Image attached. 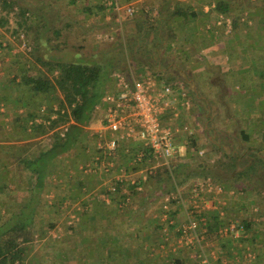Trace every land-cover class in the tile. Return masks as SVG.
Listing matches in <instances>:
<instances>
[{
    "label": "crops",
    "instance_id": "1",
    "mask_svg": "<svg viewBox=\"0 0 264 264\" xmlns=\"http://www.w3.org/2000/svg\"><path fill=\"white\" fill-rule=\"evenodd\" d=\"M77 1L82 4L81 0ZM90 1L93 4L92 0ZM90 1L85 3L89 4ZM163 1L165 0H129L128 2L125 0L123 5L133 3L137 11L141 2H146V9L160 5L159 7L165 16L167 8L166 5L161 4ZM181 1L193 4L196 11H201L202 14L198 22L191 26V34L188 33L192 44L181 46L178 43L175 48L185 57L191 56L193 62L201 64L207 77V85L202 87L201 79L194 76L192 66V74L189 73L187 76L184 75L182 70L186 66L178 65L175 62H172L173 64L168 67L169 69H164L163 73L178 70L183 75L179 82L172 83L179 86L175 94L180 96V93L185 92L188 87L192 88L191 100L198 102L199 105H194L193 101L190 100V105L192 103L190 108L187 110L184 108L187 115L198 120L202 109H207L209 113L212 112L213 109L209 108V104L212 105L213 101L211 99L207 101L206 98L209 95H201L202 89L212 87L210 90L211 95L220 91L219 96H223L227 92L228 96L234 95L237 98L238 101H235L236 107L231 105L230 102V105L233 106L230 108L231 119L244 118L247 123V130H259L264 125V0H252L253 4L248 6L245 12V17L248 15L250 17L248 27L242 28L234 37L226 36L224 38L219 36L217 32L212 33L211 36V30L214 28L219 29L218 26L221 25L219 24L220 19L212 18L214 14L211 13V9L214 4L211 5V0ZM74 2L75 0H70V5H74ZM107 2L108 0H99L98 6L105 8L99 19L87 18L84 21L86 27L80 26L83 38L93 37L109 24L108 20L112 17L107 16L111 14L110 12L114 13L115 11L113 6L106 4ZM97 7L96 9H98ZM86 8L91 7L87 5ZM86 12L91 15L87 10ZM119 20L121 21L120 18H117V20L112 21L113 23L111 22L112 24L108 28L115 29L117 32V26L123 25V23H119ZM211 21H213L212 29ZM71 23H66L62 31L66 27H71ZM43 34L44 32L41 33L39 29L37 33L32 34L34 57L38 61L63 62L60 60L63 59L61 56L69 53L72 47L65 48L62 46V51H56L57 48H53L50 36L45 38ZM9 41V44L0 41L2 45V47L0 46V217H10L9 222H16L23 216L22 212L28 210L29 201L33 197V187L36 180L32 176L34 175L33 172L29 170L30 167H35L31 165V162L33 163L42 150L50 146L51 135L54 133L37 134V132L31 130L32 120L29 115H37L44 106L48 108L47 113L52 112V109L55 111L59 106L55 107L53 102L58 100L53 99L51 102L43 103V106L40 107L39 97H31L13 84L14 71H17L19 63L23 62V53L16 48L11 39ZM81 55L83 53L79 51L75 56L80 58ZM171 56L173 57V55ZM34 62L32 64L36 70L34 73L36 75L44 73L45 67L43 64ZM109 80L110 78H106L105 84ZM17 81L19 80L17 79ZM185 93L188 94L187 91ZM241 98L244 99L241 100ZM52 103L54 105H51ZM192 110L193 113H191ZM182 111L183 109L179 113L178 120L182 117ZM209 113L205 119L210 117L208 122L211 123L213 117L209 116ZM26 120H28L27 129H25ZM173 124V126L176 125V123ZM91 126L86 128L87 138L80 146L79 151L75 150V153L69 152L59 155L55 161L53 160V162L57 161L58 171L62 170L63 173L59 175L57 169H52L47 173L44 178V190L41 194V209L37 205L35 213L31 209L28 210V214L30 213L32 216L35 214L34 223L32 224L33 236L40 235L41 232L47 229L44 227L45 224L39 225L38 217L41 215L42 207L45 208L47 214L55 212L57 215H61L63 223H66L71 216H77V223L68 227L71 232L73 231L79 235L74 239L69 235V238L64 241V248L61 247L64 249L62 251L63 255L59 254L58 256L57 253H54L56 256L50 258L44 255L40 256L39 252L42 247L38 245L33 237L34 244L29 247L28 252L34 254L36 251L37 254L31 255L29 253L30 255L22 264H171L174 259L185 261L186 264H206L203 258L204 253L199 249V246L196 245L190 248L179 245V234L176 232L186 222L187 194H189L192 185L198 179L183 184L185 190L181 186L179 187L183 192L181 194L182 198L181 201L177 200L172 205L171 216L174 224L169 229L170 232L167 237L163 231L164 227L160 221V214L164 201L163 195L168 191L166 186L160 185L156 178L153 177L147 183L142 184L143 190H137L131 185L129 177L125 176L124 180L126 182L117 186L116 192H109L110 184H112L114 178L109 179L107 175L99 170L93 172L92 175L82 173V168L87 165L95 167V164H98L97 157L100 156L97 149V139L94 136L97 123L94 127ZM174 128L178 131L179 150L174 169L183 167V174L178 176V180L183 182L186 176L187 178L191 176L195 178L198 175L184 174V166H189V162L192 163L190 157L198 154V147L194 148L186 127ZM261 135L264 139L263 129ZM50 160L52 161V159ZM50 160L47 159L48 164L53 166L54 163ZM60 166H63V169L60 170ZM116 166L113 171L114 175H117L120 169L119 164ZM122 166L128 174V167L124 165V162L121 163ZM72 167H76V177H73ZM185 169L187 170V168ZM225 189L228 194L226 193L223 199L226 209L224 221H238L240 212L242 215H246L242 212L244 211V204L242 205L239 196H235L236 193L232 190V187L227 186ZM49 198H53L52 202L48 200ZM125 199L129 201L124 203ZM31 205L33 207V204ZM246 205L247 211H250V207L253 208V206ZM218 215L214 209L209 212L207 217L208 230L215 228L213 219ZM255 215L258 214L255 213ZM246 219L253 222L248 217ZM3 222H0V224ZM10 226L14 227L12 223ZM55 226L53 225L51 228ZM216 231L217 229L214 232ZM41 235L44 236L43 233ZM47 238H51L50 233ZM257 242L254 243L252 239V231L247 234V238L242 243L233 238L221 239L218 232L210 235L209 238L207 233L203 249L209 264H264V247L258 248ZM241 244L242 247L239 248L238 246H241ZM235 246L238 247L237 250L234 248ZM255 247L259 249L260 254H256L255 259L250 262H243L239 255L245 253L246 248H250L255 253V251L257 252Z\"/></svg>",
    "mask_w": 264,
    "mask_h": 264
},
{
    "label": "trees",
    "instance_id": "2",
    "mask_svg": "<svg viewBox=\"0 0 264 264\" xmlns=\"http://www.w3.org/2000/svg\"><path fill=\"white\" fill-rule=\"evenodd\" d=\"M128 1L126 0V2ZM211 2H215L211 3V5L214 4L211 13L216 16V19H220L221 17L232 18V27L235 34L242 30V24L248 26L250 17L249 15L246 17L244 15L246 12L244 7L247 1L213 0ZM161 4L166 5L165 16L159 7L160 5L151 7L150 9H139L137 14L134 15L135 17L133 16L134 18L130 19V22L133 24V34L128 36L126 42L119 40L115 49L119 57L129 52L133 60L137 62L134 67L142 68L144 73H149L151 77L161 83L172 84L171 81L174 78V82L180 81V78L176 75L175 77L173 76V72L179 76L182 74L178 70H173L169 71L170 75L164 78V69H169L168 67L174 63L173 61V63L170 62L173 59H171L169 51L178 43L181 46L192 44L188 33H190L191 26L198 22L202 13L201 11H196L193 4L183 3L181 0H165ZM235 4H238V6L235 7ZM252 4L251 2L249 6ZM97 8L100 12L105 9L102 6H98ZM30 9L28 5H18L17 0H0V27L7 28L10 18H13L17 26L13 29L12 33L17 39L20 38L23 31L29 33L32 29L29 17ZM87 11L91 13L92 8H87ZM55 33L56 38L54 37V40L59 39L60 36L57 35L59 31H55ZM29 45L32 51L28 55L29 58L23 54V62L19 64V69L14 71L15 79L12 81L13 84L31 97H39L40 107L43 106V103L51 102L53 99L62 100L59 110L56 112L52 109V112L44 115L39 112V115H29L32 120L31 130L37 132V134L54 132L51 135L50 146L42 150L33 163L31 162V165L35 167L29 168L33 172L34 175L32 176L36 181L28 210L31 209L35 213L36 206H40V209L42 206L41 194L44 190V178L48 172L58 167L57 161L53 162V160L55 161L59 155L69 152L75 153V150L79 151L80 146L87 138L86 128L92 122L99 120L100 115L97 111V106L101 104L107 91L105 89L107 73L103 72V67L87 63L38 61L34 57L35 50L33 44L29 43ZM0 46L2 47L1 44ZM58 46L56 45L55 48ZM33 58L34 61L36 60V63L43 64L45 67L44 73L39 75L34 73ZM124 69L127 70L128 67L125 66L122 70L125 71ZM55 72H58L57 77L51 78L48 75H53ZM55 113H57L58 118L51 123V116ZM36 118L43 119V122L40 124L35 123ZM46 121H50V125H45L44 122ZM27 122L28 120H26L25 129H27ZM63 125H69V130L64 137L61 135V130L59 131V128ZM242 137L249 145L251 142L250 137L245 132H243ZM196 143V140L193 139L192 144L195 148L198 147ZM216 150L221 152L218 147H216ZM249 150L253 151L248 155L245 165H240V155L227 156L226 153L223 155L227 162L229 158L234 161L232 165L228 163L229 167H232V169L239 168H237L238 171L235 173L237 180L243 179L248 181L254 176H261L262 180L259 182V185L261 188H264V173L262 175L261 171H259L260 166L264 169V155L258 149L250 147ZM47 159H52L50 162L54 163L53 166L48 164L49 161ZM220 164H223L222 166L228 165L223 161ZM182 168H173L172 172L165 168H160L153 177L154 179L156 178L160 185H172V188L175 190L176 187L185 184L184 181L180 182L178 180V176L183 174ZM214 181L217 183V180ZM175 203L173 202L172 204ZM31 204H33V207ZM25 212L14 227L10 226L8 220L0 225V264H22L28 255L27 244L33 240L32 224L34 223L35 214L32 216L30 213ZM214 218L215 228L208 230L209 238L210 235L217 234L218 230L226 223L224 221L225 218L222 219L219 215ZM238 221L244 224L247 234L252 231L254 222L247 219H238ZM216 229L217 231L214 232ZM171 264L186 263L180 259H174Z\"/></svg>",
    "mask_w": 264,
    "mask_h": 264
},
{
    "label": "rangeland",
    "instance_id": "3",
    "mask_svg": "<svg viewBox=\"0 0 264 264\" xmlns=\"http://www.w3.org/2000/svg\"><path fill=\"white\" fill-rule=\"evenodd\" d=\"M17 1H18V5L20 6L28 5L31 8L29 17L31 19L32 29L29 33L25 31L21 33V34L26 35L25 38L28 40V44L32 43V40H31L32 34L37 33L39 29L41 33L44 32L43 35H45V38L50 36V38L52 39L51 44L53 45L54 49H56L55 48L56 45H59L56 51H62V48H61L62 46H64L65 48L72 47L71 51L65 55H62L61 57H63V59H60V60L63 61L64 63L78 62V63H87L91 65H98V66L103 67V72L105 74L107 73L106 78H110L109 82L105 84V89H107V91L112 85L111 76L115 71L122 70L125 66L128 67L129 64L133 65L132 67H134L137 64V62L133 60L129 52L123 55L122 57H119L115 49L116 42H118L119 40L121 41L123 40L126 42L127 41L126 39H128V36L133 34V24L130 22V19H132V17H129V15L126 13V9L123 8L121 10L120 16L116 12L114 13L110 12L111 14L108 15L107 17H112V18L108 20L109 24L105 26V28H102V30L99 33L95 34L93 37L88 36L86 38H83V36H81L80 28L86 27L84 21L87 18L88 19H91V18L99 19L100 18L99 16L101 15L102 11L100 12L98 9H96V7L99 5V0H95V1L92 0L93 4L91 3L90 0H81L82 4L81 2H78L77 0H75L74 5H70V0H17ZM87 1H90L89 4L85 3ZM141 1H145V0H141ZM241 1H247L244 7L245 11H247L248 6L249 4H251L252 0H241ZM124 2L125 0L122 1V3ZM145 3L146 2H141L138 10L141 8H145V5H147ZM211 3H215V2H211ZM86 4L92 8V12L90 13L91 15H89L86 12L87 10ZM234 6L237 7L238 4H235ZM214 17L216 16H213L212 18ZM117 18L121 19V21L119 20V23H123V25L120 24L119 27L117 26V29L119 32L118 31L116 32L115 29L111 30L110 28H108L110 27V24L113 23L112 21L117 20ZM224 18L232 20V18L230 17L229 18L224 17ZM69 22H72L71 27H66V29L62 31L64 29L65 24ZM212 23L213 21H211V29H212ZM16 24H17L16 21L13 18H10V22L7 28L0 27V39H2L0 41H2L3 43L9 44L10 43L9 40L11 39V41L15 43L16 48L21 53H23L25 57L29 58L28 56L29 53L26 50L27 48H24L22 45L23 42L21 43L19 39L14 38L16 36H14V34L12 33L13 29L17 26ZM241 27L244 28L248 26L246 24H242ZM218 28L219 29L214 28L213 30H211V36H212V33L214 34L215 32H217L218 35L221 36L222 38L226 36L228 37L235 36L233 27L231 31L229 32L226 22H223L220 26H218ZM55 31H59V34L57 35L60 36L59 39H56V40H54V37L56 38ZM107 35L108 37H106ZM2 37H6V38L3 39ZM79 51L83 53V55H81L80 58H77V56L75 55H77ZM169 54L173 55V57L170 56L171 59H173V60H170V62L173 61L175 63H178V65L181 64V66H186V68L182 69L184 72V75L187 76L189 75V73L192 74V70H193L194 76L201 79L200 80L201 86L206 87L207 85L206 84L207 83L206 72L203 71L201 64L193 62V59L191 56L185 57L183 54L177 51L175 47L171 51H169ZM191 66H192V70H191ZM134 68H136L135 71L140 74L144 72L142 71V68H138V67H134ZM35 71L36 70H34V72ZM168 75L170 74L167 72L163 74L164 78ZM49 76L51 77V75ZM173 76L175 77L174 74ZM174 80H172L171 82L174 83ZM211 88L212 87L202 89L201 95L203 94H205L206 96L209 95L206 98L207 101L209 99L213 101L211 103L212 105L209 104V108L213 109L211 110L212 112L209 113L207 109H202V112L200 113V117L198 118V120H195L193 118H190L189 115H187L186 110L182 108L183 109L182 115H181L182 117H180L179 120L174 121V122L171 120L166 121L168 122L169 125L176 123L174 127H179V126L186 127L188 130L187 132L192 131L194 136L191 139L196 140L197 142L196 144L198 145L199 152L200 151L204 152L203 156H200L199 154H196L195 156L191 155L190 158L192 160L191 159L190 160L192 161V163L189 162V166H184L185 168H187V170L184 168L185 170L184 174L186 175L192 174L194 176L195 174H198L196 175L197 177L195 176V178H193L192 176L191 177L188 176L190 178H187V176L186 177L184 176L185 179L183 177L182 178L187 184L199 178L211 177L213 180H217V183L222 186L232 187L233 188L232 190L235 191L236 193L235 196H239V198L242 201V205L244 204L243 206L244 211L242 212L245 213L246 215H242V213L239 211L240 212L239 219H243V218L246 219V217H248L249 219H252V221L254 222V226L252 229V239L254 240V243L258 241L257 242L258 248H260L261 246L264 247V188H261L259 185V182H261L262 178L261 176H254L253 178H251V180H248V181L243 180V179L237 180L235 173H237L238 167L234 169H232V167H229V164L232 165L234 161L229 158L228 160L230 162L229 161L227 162L223 155L224 153H226L227 156H232L234 154L240 155L241 157L239 161L240 165L246 164V160H248L247 159L248 155L250 154L251 151H253V150H249L250 147H252L253 149H258V151H260L261 154L263 153L264 155V140L262 139V135H261L262 129L264 131V125L262 128H260L261 132L259 133L260 129L259 130L257 129L247 130V123L244 121V118L239 119L237 117V118L231 119L232 113L230 112L231 111L230 108H232L233 106L236 107L235 101H238L237 98H235L234 95L228 96L227 92H225V95L219 96L220 91H218L217 93L214 92V95H211V91H210ZM186 91L188 92V97L190 98L189 100H191L192 94H193L192 88L188 87L187 90H185V92ZM59 98L61 97L59 96ZM242 99L244 98H241V100ZM61 101L62 100L59 99L58 101L53 102L55 104V107L60 106ZM191 101H193L194 105H199V103L194 101L193 99ZM230 102H231V105L233 106L230 105ZM44 108H46L45 113H47L48 111L47 106H44ZM41 113H42V110L40 111V114ZM191 113H193V110L191 111ZM208 113H209V116L213 117V120L211 119V123L208 122L210 117L208 119H205ZM95 124L96 122H92V126L91 125L90 126L94 127ZM207 126L211 127V129L208 130ZM243 132H245L250 137L251 142L249 145L242 137ZM210 137L212 138L211 140H210ZM216 147L220 148L221 152L217 151ZM198 150H197V153H198ZM222 161L226 164L228 163L229 164L228 165L224 164L225 166H222L223 164L222 165L220 164V162ZM75 168L72 167L71 169L74 175L73 177H76L75 175H77ZM59 169L60 170L63 169V166H60ZM259 171H261L263 175L264 173L263 167L260 166ZM57 172L59 175L63 173L62 170L58 171V169H57ZM103 172L104 171L102 170L101 173ZM82 173L86 175L84 171H82ZM88 174L92 175L93 173L90 172ZM181 188L185 190L183 185L181 186ZM166 189L168 192H173L172 185L166 186ZM60 191H61V187H60ZM52 199L49 198L48 200L51 201ZM44 202L46 203V201ZM246 204H248L249 207L253 206V208L250 207V211L249 210L247 211ZM255 208L259 209L257 213L258 215H255V212H254ZM25 213H28V210ZM22 214H24V212H22ZM40 214H41L40 217H38L40 221L39 225L45 224L44 227L47 228L45 229V231L41 232V234L43 233L44 236H42L41 234L40 235L36 234L35 235L36 237L33 236L36 239L38 245H41L42 247L41 251L39 252L40 256L44 255L50 258V257L56 256L54 255V253H57L58 256L59 254L63 255L62 251L64 250L63 249L64 241L69 238V235L72 239L78 237L79 235L77 233H74L73 231L71 232L68 227V226H73L75 223H77V216H71L70 219L66 221V223L65 222L63 223V220H62L63 217L61 215H57V213L55 212H51L50 214L49 213L47 214L45 212L44 207H42ZM9 218L10 217L1 216L0 222L6 221ZM18 221H20V219L16 220V222L11 221L10 224L12 223V225L15 226L18 223ZM53 225L54 226L56 225V226L51 228ZM58 225L59 227H57ZM40 229L42 230L41 227ZM49 233L51 234V238H47ZM34 238L32 242L29 243V245H27L28 251H29V247H31L34 244L33 243ZM238 247L240 248L241 246L239 245ZM238 247L235 246L234 248L237 250ZM258 248H256L257 252L256 251L255 253L252 252L253 255L260 254L258 252L259 251ZM29 253L30 252H28L26 259L30 254L31 255L37 254L36 251L34 254L32 252L30 254ZM246 262H250V261L246 260Z\"/></svg>",
    "mask_w": 264,
    "mask_h": 264
},
{
    "label": "built area",
    "instance_id": "4",
    "mask_svg": "<svg viewBox=\"0 0 264 264\" xmlns=\"http://www.w3.org/2000/svg\"><path fill=\"white\" fill-rule=\"evenodd\" d=\"M122 1L108 0L106 4L113 6L119 16L124 8L129 17H133L137 12L135 5L131 3L124 6ZM223 22H226L230 32L232 21L221 17L219 24ZM25 37L26 35L22 34L19 41L23 42V47L30 53L32 48ZM57 75L58 72H55L51 78ZM178 88L176 84L161 83L147 73L136 72L131 64L125 71H115L112 75L111 87L104 95L101 104L97 106L100 116L96 122L94 136L97 139V149L100 154L99 158L97 157L98 164H95V167L87 165L82 168L83 171L88 174L103 170L109 178H114L109 192H116L117 186L126 182L125 176L129 177L131 185L137 190H143L142 184L155 176L158 169L165 168L172 172L175 159L179 155L178 131L174 128V124L169 125L166 121H177L182 108L187 110L191 106L187 93L181 92L180 96L175 94ZM58 110L59 107L55 109V112ZM41 114H46L45 108L42 109ZM57 118V113L53 114L51 123ZM34 122L40 124L43 119L36 118ZM44 124L50 125V121ZM60 130L64 137L69 130V125L61 126ZM187 133L193 138L192 131ZM198 154L203 156L204 152L200 151ZM122 162L128 167V174L124 167H121ZM118 164L119 172L114 175L113 171ZM182 193V190L176 187L173 192H166L163 195L160 221L163 223V231L167 237L169 229L174 224L171 216L172 203L181 201ZM226 193L225 187L216 183L211 177L199 178L187 194L186 222L176 231L179 234L178 244L190 248L198 245L204 253L203 258L206 264H209V261L203 245L208 233L207 217L213 209L222 219L226 217L223 200ZM128 201L125 199L123 202ZM254 212L258 213V208H255ZM218 236L221 239L233 238L242 243L243 239L247 238V233L241 222L227 221L219 229ZM244 252L239 255L242 261L255 259L250 248H246Z\"/></svg>",
    "mask_w": 264,
    "mask_h": 264
},
{
    "label": "flooded vegetation",
    "instance_id": "5",
    "mask_svg": "<svg viewBox=\"0 0 264 264\" xmlns=\"http://www.w3.org/2000/svg\"><path fill=\"white\" fill-rule=\"evenodd\" d=\"M173 74L176 75L178 78H181V77H182V75L179 76L178 74H175V72H173ZM208 130H209V127H208ZM211 131H212V130H211ZM211 139H212V138H211Z\"/></svg>",
    "mask_w": 264,
    "mask_h": 264
}]
</instances>
